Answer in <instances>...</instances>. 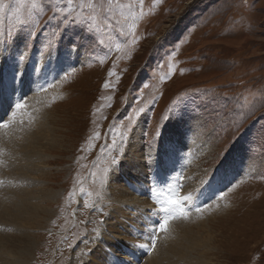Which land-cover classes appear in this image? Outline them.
<instances>
[{
  "label": "rangeland",
  "instance_id": "374dc122",
  "mask_svg": "<svg viewBox=\"0 0 264 264\" xmlns=\"http://www.w3.org/2000/svg\"><path fill=\"white\" fill-rule=\"evenodd\" d=\"M12 52L55 73L23 76L18 119L12 99L0 114V128H32L40 109L54 128L22 175L55 196L25 230L26 264H103L106 249L111 264H152L157 244L153 264H264V0H0V62ZM64 52L79 61L54 70ZM168 138L182 142L181 190L219 187L170 199L175 218L159 220L143 166L172 163Z\"/></svg>",
  "mask_w": 264,
  "mask_h": 264
},
{
  "label": "bare ground",
  "instance_id": "6f19581e",
  "mask_svg": "<svg viewBox=\"0 0 264 264\" xmlns=\"http://www.w3.org/2000/svg\"><path fill=\"white\" fill-rule=\"evenodd\" d=\"M16 57L17 56L15 55V53L12 52L8 55V57L6 58L4 57V59H2V61L0 62V100H1L0 103H2L0 106V114L3 112L2 110H4L6 103L9 102L10 99H12L13 101H15V104L14 107L12 108L13 113L11 114V121L13 119L14 120L18 119L19 113H18L17 103L19 102V96L21 93L20 91L24 86L22 85V83H19L22 80V77L25 76L24 78H26V76H31L33 73H37L38 68L40 69V67L44 69V75L43 76L39 75V78H36L37 80L42 79V81L43 80L50 81L52 79V76L55 75V73L54 75L52 74L50 76L47 75L48 72L47 64H43L42 60H36L35 62H31L30 60L22 63L16 60ZM78 61H79V57L77 58V56L76 57L73 56L71 52H64L61 53L58 60L53 61L52 59H50V61L48 62L49 64L52 65L54 70L58 71L61 69V66L72 65V63L76 64ZM8 96L10 97L9 99L6 98ZM5 99L7 100L5 101ZM28 110L27 113L30 112ZM27 118L29 119L28 122H30L31 124L34 123L33 124L34 127L32 128H30L29 126L26 127L24 121L23 123L22 121H18L17 123H13L10 125L11 122L10 121L8 124L6 123L3 124L0 128V179L4 178V180L6 181V183H2L0 181V264H26L27 257L25 252L29 245L27 238H30L31 236L26 237L25 230H30L31 228H33L35 224H38L37 220L40 218V217L38 218L39 209L41 210L40 203H44L47 201L49 203V199L54 195L53 192H51L46 188L39 189L36 192V194L33 195L34 192L33 190H31V188L29 189L30 184L28 185L27 183L29 180L22 178L24 172L31 173L32 171H35L36 168H38V166L34 165L35 162L39 161V163H42L41 161H43L44 158L42 154L45 151L43 150L41 151L40 149V146H42L41 141L43 140V138L52 137V133L54 129L47 127L48 125L46 123L47 118L40 109L30 112ZM181 136H183L182 132L177 137H181ZM167 141H169V138L165 142L163 141L164 144H168V147H166L167 149H165L164 151H161V155L162 153L163 154L165 153V155L167 156L169 155V157L167 158L170 159L175 157L174 160L171 159L172 160L171 164H169V162L165 160L166 163L162 161L163 164L161 166L156 167L155 169L154 166L152 165L143 166L141 164L142 159L141 157L139 158L138 156L133 158L132 162L130 163V165L132 166H135L138 163L139 165L143 166V169L146 170L148 168V170L152 172L150 176H147L148 181L152 183L151 186L152 192L151 193L149 192V194L153 198V200L156 201L155 205L157 206L158 204L160 205L161 208L157 207L158 215L159 212L161 214L158 218L161 217L163 219H165L166 216L168 218H173V217L175 218L179 207V205L177 206L176 203V205L169 206L167 209V206L165 204V201L169 202L167 199L177 198L178 199L177 202L179 204L181 198L180 195H183L185 197V201L187 199L192 206L193 199L196 196H198L199 199H197L195 202H198V204H202V202L206 199V197L209 194L211 196L213 190L219 187L216 186L215 181L214 182L212 181L213 182L212 183L211 182L212 179H211L210 180L211 183L209 184L208 182V184L204 187L205 190L208 189L207 191L208 193L206 195L205 194L202 195V197L201 195L199 197V195L197 194L198 193L197 189L200 186H202V183L199 184V187L195 183V184H190L189 187L185 186V189L187 191H185V189L181 190L180 188L182 187L183 182H186L185 178L188 176V175L186 176L185 174L183 175L184 180L183 182H181L182 185L180 184L179 186L178 184L180 181L178 180L181 178V176H179V178L177 177V171H179V166L181 164V161L183 160L181 159L182 142L177 139L173 141L172 144H169L167 143ZM196 146L197 145H192L188 150L189 151L191 150V152L193 153L194 150L197 151ZM199 153L202 154V151L198 150L197 154L199 155ZM171 155L172 157H170ZM192 159L193 156L190 157V160ZM46 164H49V161H47ZM143 169L140 168L141 171L140 174L143 172ZM229 169H230L229 167L228 168L225 167L222 170V172L220 171L221 173L219 174L217 173L218 174V176H216L217 179L218 180L220 179L219 175L225 177V174L228 172ZM162 170L165 171L169 170V171L165 176H163L160 175V172ZM13 171H17V173ZM199 172L197 169H195L192 170L191 173H189L188 171L187 174L189 173L190 175L191 174L195 175L194 176L195 178L197 177L199 178ZM144 174H146V172ZM144 178L145 176L143 175L141 181H144ZM225 182H228V180H226ZM30 183L33 182L30 181ZM223 184L224 182L221 183V185ZM178 189L181 190V193L180 191H178ZM117 192L122 196L124 194V192L121 190H118ZM141 204H138L139 208H142L146 205L148 206L147 201L144 202L143 205ZM143 218L144 217H141L142 221ZM127 232L128 235H134L133 236L134 239L138 237V234L130 230H128ZM143 232L147 234L146 229L143 230ZM154 241L152 242V244L154 243ZM160 246H161L160 244L155 245L154 250H152L153 248L148 246V250L151 253V255L148 257V261L150 263L152 262L153 264L154 260H157L158 257L157 255L160 252ZM104 247L105 246L104 245L102 246V243L98 244V249H103ZM140 247H144V245H141ZM108 251L109 250L106 249L105 258H104L105 261L103 260V264H107V261L108 264H111L109 262V258L107 257ZM171 252H172L171 248L168 247L165 253L167 256H169ZM163 258H165V255L163 256ZM158 260L157 262L159 263ZM160 261H162V259H160ZM90 264H98V263L94 259V262ZM112 264H114V262H112Z\"/></svg>",
  "mask_w": 264,
  "mask_h": 264
},
{
  "label": "snow or ice",
  "instance_id": "6c2138e0",
  "mask_svg": "<svg viewBox=\"0 0 264 264\" xmlns=\"http://www.w3.org/2000/svg\"><path fill=\"white\" fill-rule=\"evenodd\" d=\"M172 203H173V204H175V203H176V201H172ZM166 223H167V221H165V224H166ZM164 227H165V225H164V224H162V225H161V228L163 229Z\"/></svg>",
  "mask_w": 264,
  "mask_h": 264
}]
</instances>
